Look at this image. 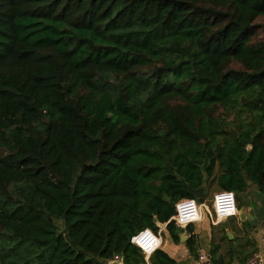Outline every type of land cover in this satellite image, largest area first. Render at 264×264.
<instances>
[{"label":"trees","instance_id":"1","mask_svg":"<svg viewBox=\"0 0 264 264\" xmlns=\"http://www.w3.org/2000/svg\"><path fill=\"white\" fill-rule=\"evenodd\" d=\"M251 184L264 0H0V264H143L162 225L193 251L176 204Z\"/></svg>","mask_w":264,"mask_h":264},{"label":"crops","instance_id":"2","mask_svg":"<svg viewBox=\"0 0 264 264\" xmlns=\"http://www.w3.org/2000/svg\"><path fill=\"white\" fill-rule=\"evenodd\" d=\"M250 188L251 186L246 192L248 196H251L252 190ZM246 208L247 219L245 221H248L247 226L246 222L244 223V221L239 219V216V221L236 224L229 225L225 221L230 218L214 225L207 216H202L198 222L193 223V234H196L198 240L195 246L196 250L192 251L188 244V240L191 237V232L188 230L181 232L186 233L188 237H185L184 240L180 239L179 242L173 241L169 235H166L159 249L167 251L177 261V264H198L197 249L198 251L217 249L214 256L216 264H246L256 254H261L264 257V206L260 208L258 206L252 207L248 204ZM205 219L210 222V225L207 227L201 225ZM224 224L226 226H222ZM219 226H222L224 231L225 229L231 231L233 237L229 243L222 237L215 239L213 234L214 227ZM165 227L166 225L160 230L164 231ZM181 228L185 229L186 226H181ZM107 263L124 264L122 258L119 256L109 260ZM143 264H152L150 258L149 261L146 260Z\"/></svg>","mask_w":264,"mask_h":264},{"label":"built area","instance_id":"3","mask_svg":"<svg viewBox=\"0 0 264 264\" xmlns=\"http://www.w3.org/2000/svg\"><path fill=\"white\" fill-rule=\"evenodd\" d=\"M177 214L174 220L177 226H187L198 222L203 216H207L212 224L217 225L222 220L239 216L236 193L230 190H219L213 194L212 210L205 203H198L193 199H182L176 204ZM206 208V209H205ZM131 242L137 245L149 261L151 255L161 248L163 244L162 231L155 232L151 228L139 231L131 238ZM198 264H213V255L210 250H199L197 257ZM264 257L256 254L246 264H263Z\"/></svg>","mask_w":264,"mask_h":264},{"label":"rangeland","instance_id":"4","mask_svg":"<svg viewBox=\"0 0 264 264\" xmlns=\"http://www.w3.org/2000/svg\"><path fill=\"white\" fill-rule=\"evenodd\" d=\"M250 186H251L250 189L252 190L251 196H248L247 193H242V194L239 195V197L236 196L237 207L238 208H240V203H244V206H246L248 204L250 206H252V207H257L258 206V207L262 208L264 206V197L261 194V192L258 190V187L255 184H251ZM217 191H219V188L217 186H212L208 190L210 198L205 202V204L211 210H212L213 194H214V192H217ZM239 198H240V201H239ZM237 221H239L238 217H231L230 219L226 220L225 223H227V225L236 224ZM201 225L207 227V226L210 225V222L207 219H205ZM247 225H248V221L246 222V226ZM163 226L164 225L160 226V229ZM196 226H198V225H196ZM222 226H226V224H224ZM222 226L214 227L213 234L215 236V239H218L219 237H222V238H224V240L226 242L229 243V241L231 239L230 238V234L228 233L227 229H225V231H224ZM163 238H166V237H165V235L162 234V239ZM103 264H108V263L106 261Z\"/></svg>","mask_w":264,"mask_h":264},{"label":"water","instance_id":"5","mask_svg":"<svg viewBox=\"0 0 264 264\" xmlns=\"http://www.w3.org/2000/svg\"><path fill=\"white\" fill-rule=\"evenodd\" d=\"M239 219L241 221H245L247 219V208L246 206H242L239 209ZM228 233L230 234V238L233 237L232 233L230 231H228ZM185 237H188L186 233H180V239L184 240Z\"/></svg>","mask_w":264,"mask_h":264}]
</instances>
